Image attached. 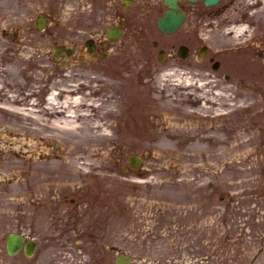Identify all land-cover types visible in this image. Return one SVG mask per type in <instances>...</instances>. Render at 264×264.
<instances>
[{"label":"rangeland","instance_id":"1","mask_svg":"<svg viewBox=\"0 0 264 264\" xmlns=\"http://www.w3.org/2000/svg\"><path fill=\"white\" fill-rule=\"evenodd\" d=\"M44 1L51 26L37 41L81 30L83 19L60 14L61 0ZM208 11L205 31L193 38L184 28L170 40L208 45L217 72L209 54L183 62L172 53L157 74L140 67L148 66L142 57L156 61L157 48L125 39L106 62L84 69L56 63L37 42L12 76L0 74L16 94L31 87L36 108L21 107L42 117L0 108V264L31 261L6 253L11 231L39 243L30 264H114L119 253L133 264H264V0H225ZM173 72L192 87L161 93L163 75ZM73 80L99 106L90 125L105 124L108 135L88 131L77 141L48 128V94ZM3 90L0 107L9 103ZM132 155L144 159L140 168Z\"/></svg>","mask_w":264,"mask_h":264},{"label":"bare ground","instance_id":"2","mask_svg":"<svg viewBox=\"0 0 264 264\" xmlns=\"http://www.w3.org/2000/svg\"><path fill=\"white\" fill-rule=\"evenodd\" d=\"M44 72L45 69H42ZM36 81L38 80V77L35 78ZM74 81V80H73ZM165 84L160 86L159 88L162 90L161 93H167V91L171 90L172 88L175 89H182V88H188L192 87L193 83L190 79L187 77L184 78L182 76H176V78H172L171 75L169 77H165L163 80ZM62 86L61 82H55V86ZM85 85L84 83H78L74 81L70 86H66L65 88H62L58 90V92H52L45 101L44 105V113H47L49 117H51L48 120V128L51 130H55L62 134H72L76 133L77 136L75 137L77 141L80 140H88V136L86 132H92L96 130H101V135L106 136L108 135L107 130L104 128L105 124H100L97 122L94 125H90V121L93 123V116L94 112L93 108H99V106H95L93 103L89 104L87 100L85 99L86 94L79 95L81 87ZM6 89V86L4 87V91ZM15 89V88H13ZM98 91L95 90V93ZM16 94L13 91L3 93V97L9 101V103L6 106H2L1 108L5 111H8L12 115H18L20 117H23L27 120H33L34 122L40 120L42 117L40 115L41 111L39 110H31L23 108L24 104L26 106H32L36 108V103L33 101V98L35 96V93L33 90L30 91V89L27 91V93H23L22 95ZM0 96L2 97V94L0 93ZM205 99V96H203ZM161 99H164L166 105L173 106L174 105V99L172 100L171 97L163 96ZM2 102V101H1ZM115 110H108L107 115L112 116L115 114ZM81 120L85 121V125L81 126L78 123L81 122ZM85 130V136L84 134L80 135V130ZM20 132H23V128L19 130ZM35 132V131H34ZM24 133V132H23ZM32 135L33 132H27L24 133V135ZM50 138V137H49ZM70 167V166H69Z\"/></svg>","mask_w":264,"mask_h":264},{"label":"flooded vegetation","instance_id":"3","mask_svg":"<svg viewBox=\"0 0 264 264\" xmlns=\"http://www.w3.org/2000/svg\"><path fill=\"white\" fill-rule=\"evenodd\" d=\"M94 8L93 25L97 31L101 28V23L106 20L108 25L116 23L123 25L126 29H131L132 26H137L140 19L137 15L131 13V8L127 7V0H92ZM142 3H150L151 0H141ZM185 12L189 15L192 10L188 11L189 5L184 4ZM35 0H0V26L3 24H11V28L18 27L20 22L30 20L34 23L35 16ZM8 42L16 44L15 40ZM108 41L104 35L96 36V40L91 41L89 46L85 43V48L89 54L97 56L101 54V48L105 47Z\"/></svg>","mask_w":264,"mask_h":264},{"label":"water","instance_id":"4","mask_svg":"<svg viewBox=\"0 0 264 264\" xmlns=\"http://www.w3.org/2000/svg\"><path fill=\"white\" fill-rule=\"evenodd\" d=\"M195 1V0H194ZM208 4H215L218 0H206ZM170 22L173 26H176L178 24L177 20L171 17L169 15ZM24 242V239L21 236L17 235H10L9 242H8V248L11 253H16L22 246ZM31 248H33V244H29Z\"/></svg>","mask_w":264,"mask_h":264}]
</instances>
